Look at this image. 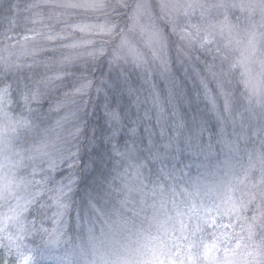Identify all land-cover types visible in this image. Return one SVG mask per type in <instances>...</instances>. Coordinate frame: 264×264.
I'll return each instance as SVG.
<instances>
[{
    "label": "snow or ice",
    "instance_id": "obj_1",
    "mask_svg": "<svg viewBox=\"0 0 264 264\" xmlns=\"http://www.w3.org/2000/svg\"><path fill=\"white\" fill-rule=\"evenodd\" d=\"M0 14V264H264V0H2ZM69 75L66 130L64 100L48 101Z\"/></svg>",
    "mask_w": 264,
    "mask_h": 264
},
{
    "label": "rangeland",
    "instance_id": "obj_2",
    "mask_svg": "<svg viewBox=\"0 0 264 264\" xmlns=\"http://www.w3.org/2000/svg\"><path fill=\"white\" fill-rule=\"evenodd\" d=\"M0 2H2V0H0ZM132 2H134V0H129V3H132ZM89 15H91V14H89ZM95 16H99L101 18V20L103 19V16H102L101 13H96ZM88 19H89L88 15L77 14V15H74V16L68 18L67 22L68 23L87 22ZM66 31H72V30L71 29H66ZM73 36H74V38L76 40H80V39H94L96 41L97 45L103 43L105 45V47H106V50H108V51H110L111 47H112V42H110L107 37H99V36L89 37L86 34H81V33H78V32H73ZM43 43L44 42L41 41V44H43ZM29 46L31 47L32 45L30 44ZM41 55H44V54H41ZM60 67L61 66L59 64V61H57V63L52 66L51 72L59 71ZM172 67H173V71H175L178 68V65H173ZM217 70L219 71V65L217 66ZM68 71H69V73H71V72L75 73V67L74 66L70 67L68 69ZM94 71H95V75L93 76L94 80H99L102 72L103 73H107L108 69H107V66H106V58H101L100 60L97 61V68ZM225 72H226V68H225ZM75 75L78 76V75H80V73H75ZM69 76H71V75H69ZM69 76H67L66 78H68ZM229 78H231V77H229ZM65 82H66V79H65ZM157 83L159 85L163 86V81L162 80L157 79ZM189 83L191 84L193 82L190 81ZM78 86H79L78 85V81H76V83H74V87L71 88L69 91H66L64 89V87L62 88L61 91H55V93L57 94V96L55 95V97H58V98L60 97V100H64V102H65V107L58 114L57 118H59L61 116H65V115L68 117V121H66L65 125H64L66 130H70L72 128V126H73V123L77 119L76 116L73 115V112L77 111V103H79V97L76 96V95H69L67 98H65L63 96V92H68V93L71 94V93L74 92L75 87H78ZM209 87L210 88H214V84L210 83ZM73 101H76L77 103H73ZM96 103H97V101H96V97H95V92L93 90V93H92V96H91V100L89 101V107H88V113L89 114H92V115L94 114L93 106ZM203 106H204L203 103H201V108H203ZM80 115L83 116V113L81 112ZM67 227H68L69 234L70 235H74L72 224L69 223V225Z\"/></svg>",
    "mask_w": 264,
    "mask_h": 264
},
{
    "label": "trees",
    "instance_id": "obj_3",
    "mask_svg": "<svg viewBox=\"0 0 264 264\" xmlns=\"http://www.w3.org/2000/svg\"><path fill=\"white\" fill-rule=\"evenodd\" d=\"M4 26H5V21L3 20V14H0V32L4 30ZM65 79H66V83H70L72 85L71 87H64L66 91H69L71 88L74 87V83H76V80L72 76H69L68 78H65ZM55 95L57 96V94L54 92L52 94V97L49 98V101H48L49 103H54L56 99H60V97L59 98L55 97ZM46 107H47V104H46ZM101 116H102V113L99 111V109H96L93 115L88 113V116L85 117V119H87L89 122V135L91 134L90 133L91 127H93L96 124L97 120H100L101 123L103 122L102 119H100ZM57 117H58V114L57 115L55 114L53 116V119H57ZM6 259H8V257L0 253V262Z\"/></svg>",
    "mask_w": 264,
    "mask_h": 264
}]
</instances>
